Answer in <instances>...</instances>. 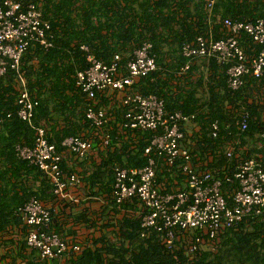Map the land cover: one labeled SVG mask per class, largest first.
Returning a JSON list of instances; mask_svg holds the SVG:
<instances>
[{
    "label": "trees",
    "instance_id": "obj_1",
    "mask_svg": "<svg viewBox=\"0 0 264 264\" xmlns=\"http://www.w3.org/2000/svg\"><path fill=\"white\" fill-rule=\"evenodd\" d=\"M32 2L41 12L43 21L50 26L47 38L52 46L24 53L19 70L27 81L31 96L38 102L33 123L44 129L50 128L47 132L45 130V138L61 153L60 168L64 174L73 173L75 169L66 166L62 141L74 134L89 137L85 129L96 130L85 121L87 101L76 86L77 71L89 67L88 55L108 64L115 54L132 55L145 43L151 45L149 54L155 58L157 70L139 79L132 91L161 99L167 115L175 112L196 114L199 131L188 133L183 129V138L179 141V147L189 152L192 162L211 158L215 166H221L222 161L226 162L224 144L231 141L235 153L247 147L246 151L238 154L239 158L260 160L264 171V74L257 79L247 78L238 90L232 91L228 86L227 67H219L214 60L196 61L186 71L181 70L188 60L181 53L183 45L192 43L197 36H207L208 31H211L213 39H223L225 34L221 21L226 18L252 23L263 19L264 0H216L209 18L205 0ZM240 46L248 54L256 48L246 36H243ZM14 79L15 72L10 69L0 79V247H13L0 256V264H36L39 252L27 247L28 228L22 224L16 210L31 198L46 205L56 197L43 173L17 156L16 147H31L35 133L17 117ZM94 103L109 107L105 98H96ZM244 111L251 115V119L247 129L241 132L239 119ZM123 112L117 108V122H120ZM213 121L219 125L216 139L206 129ZM102 131L98 133L102 134ZM110 135L109 145L99 151L100 162L93 170L79 173L83 187L78 192L87 199L100 197L114 206L115 200L111 195L114 177L109 166L141 168L146 165L148 157L144 149L154 134L139 131L120 134L113 124ZM69 157L67 159H73L72 165L83 167L85 160L78 162ZM234 160L235 157L229 162L234 164ZM155 161L156 180L166 191L171 188L186 190L183 176L177 170L179 163L169 168L160 159ZM23 176L40 179V188L33 191L24 185L25 191L21 190V196L16 188L22 187ZM216 177L221 180V193L230 204L232 195L238 190L237 182H227L222 173ZM122 208L124 213L116 219L115 227L112 221L115 210L104 205H100L97 212L85 208L74 214L75 221L94 227L100 218L98 227L102 237L65 264H173L185 261L184 238L175 243L173 252L165 250L163 234L141 239L142 215L137 199L127 200ZM51 218L53 224L46 232L56 231L63 239V230L54 218V212H51ZM12 230L17 232L19 240L5 238ZM198 234L192 231L190 236L194 238ZM194 262L264 264V218H245L237 226L225 230L219 236L214 254L206 245L199 246Z\"/></svg>",
    "mask_w": 264,
    "mask_h": 264
},
{
    "label": "built area",
    "instance_id": "obj_2",
    "mask_svg": "<svg viewBox=\"0 0 264 264\" xmlns=\"http://www.w3.org/2000/svg\"><path fill=\"white\" fill-rule=\"evenodd\" d=\"M215 2L205 0L208 18ZM221 26L225 34L223 39H213L211 31H208L207 36H197L192 43L183 45L181 53L188 60L181 70L186 71L196 61L214 60L219 67H227L228 86L236 91L247 78L257 79L264 74V18L253 23L226 18L221 21ZM49 29V24L43 21L41 12L32 0H3L0 3V79L8 69L15 72L17 117L35 133L31 147H16L18 158L28 161L43 173L56 200L70 198L75 201L73 203H78L79 199L74 198L73 193L82 186L81 177L78 173L62 172L61 153L47 142L45 129L34 125L38 102L31 96L27 81L19 70L24 53L35 48L46 50L52 46L47 38ZM243 36L256 47L250 54L240 46ZM150 47L149 43L143 44L124 63L119 54H115L108 64L88 55L89 67L76 73V86L87 101L85 121L89 127L103 130L99 139L103 149L112 140L110 133L113 124L120 134L127 131L154 134L144 149L148 157L146 165L141 168L109 166L114 177L111 195L115 205H108L101 198L98 200L110 210H115L112 218L115 227L116 219L124 213L122 204L136 198L141 206V239L163 234L165 250L173 252L175 243L179 238H184L185 261L173 264H195L199 246L206 245L208 251L214 254L219 236L225 230L237 226L245 218H264V171L260 160L239 158L231 141L224 144L226 162L222 161L219 168L211 158L192 162L189 152L179 147V141L183 138V129L190 124L197 125L196 114L175 112L167 115L161 99L132 91L139 79L157 70L155 58L149 54ZM82 49L87 50L83 46ZM96 98H105L109 107L98 106L94 103ZM117 108L124 110L120 122L115 117ZM250 119L247 111L240 115L241 132L247 129ZM206 129L210 130L213 139L217 138V122H210ZM61 146L64 154L77 161L86 160L93 150L91 139L82 134L66 137ZM234 157V164H231L229 161ZM156 158L169 168L179 163L177 170L183 176L186 190L171 188L166 191L157 182ZM219 173L227 182L236 181L238 184L230 204L221 193V180L216 177ZM51 212L50 207L35 198L16 210L22 224L28 228L27 247L39 252L36 264H65L94 244L95 239L74 244L62 239L53 230L46 232L53 224ZM192 231L199 234L191 238Z\"/></svg>",
    "mask_w": 264,
    "mask_h": 264
},
{
    "label": "crops",
    "instance_id": "obj_3",
    "mask_svg": "<svg viewBox=\"0 0 264 264\" xmlns=\"http://www.w3.org/2000/svg\"><path fill=\"white\" fill-rule=\"evenodd\" d=\"M131 53H126V54H119L122 58L123 62H126L127 59L130 58ZM200 127H196V131H199ZM46 132L50 130V128L46 127L45 128ZM86 132H88L89 137L92 141V151L85 160V163L83 167L80 165L74 166L72 165L71 160L73 159H67L70 158L69 155L64 154L66 166L68 169H71L74 167L75 170H73V173H84L85 171H91L93 170L95 164L100 162V152L103 148L100 146V136L101 134L96 132V130L93 131H88L85 129ZM247 148V147H246ZM244 150H239L237 154H240L247 149ZM225 152V149H224ZM81 162V161H78ZM24 172L21 174L23 175ZM22 180V187L16 188V192L19 193L22 196L21 190L25 191L24 185H27L30 187L33 191H36L40 188V179H36L33 176H23ZM83 187V185H82ZM81 187V189H82ZM74 198L77 197L79 199L78 204H73L75 202L73 199H65V200H56L52 202H46V206L50 207L52 209V212H54V218L57 220V222H60L61 224V230H63L64 237L63 239L70 241L71 243H77V244H83L86 243L89 240L92 239H99L102 237L101 233L99 232V227L98 224L100 221V218L96 220L97 226H91L90 224H84L83 222L80 221H75L73 218L74 214L78 213L80 210L89 208L93 212H97L98 208L101 204V202L98 200L100 197H95L92 199H87L86 197L82 196L79 192H74L73 193ZM56 222V221H55ZM56 232V231H55ZM10 234L5 235L6 239H14V240H19V237L17 235V232L15 231H10ZM13 249L12 246L7 245V247H1L0 249V256L4 255L7 250Z\"/></svg>",
    "mask_w": 264,
    "mask_h": 264
},
{
    "label": "rangeland",
    "instance_id": "obj_4",
    "mask_svg": "<svg viewBox=\"0 0 264 264\" xmlns=\"http://www.w3.org/2000/svg\"><path fill=\"white\" fill-rule=\"evenodd\" d=\"M196 127L197 125L195 124H190L188 125L186 128H185V131L188 132V133H192V132H196ZM99 130H96V132H98ZM74 204H78V203H74ZM1 249V247H0Z\"/></svg>",
    "mask_w": 264,
    "mask_h": 264
}]
</instances>
